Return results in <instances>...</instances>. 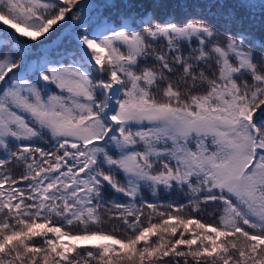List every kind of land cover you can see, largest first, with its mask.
<instances>
[{"label":"snow or ice","instance_id":"1","mask_svg":"<svg viewBox=\"0 0 264 264\" xmlns=\"http://www.w3.org/2000/svg\"><path fill=\"white\" fill-rule=\"evenodd\" d=\"M117 7L0 0V264H264V0Z\"/></svg>","mask_w":264,"mask_h":264},{"label":"trees","instance_id":"2","mask_svg":"<svg viewBox=\"0 0 264 264\" xmlns=\"http://www.w3.org/2000/svg\"><path fill=\"white\" fill-rule=\"evenodd\" d=\"M116 4H117V9L113 10V9H105V15H108L109 13H113L115 12H119V11H125V12H137L140 14H143L144 11H155L156 14L158 16H160L162 19L167 17L168 15H175L176 18V22L179 24L181 22H183L186 17L188 15H197L198 14V10L196 8L197 5L201 6V8L209 3H213L215 2L216 4L221 3V0H115ZM223 4H224V8L221 9V11H227L228 8L231 7H235L236 4L238 3V0H222ZM257 3H259V0H256ZM159 3L161 5V7L159 8H154L153 6L155 4ZM126 4H131L133 5L132 8H126L125 5ZM188 5L187 8H181L180 5ZM143 6V7H141ZM213 11H217V9H213ZM243 11V10H241ZM257 11V23L256 25H254L250 31L253 32V34L257 37V38H264V26H262L259 23L260 20V10L259 8L256 10ZM112 19L115 20L116 16L113 15ZM117 23H119V21H117ZM164 41H161V44H163ZM154 47L157 48V50H159L160 45H154ZM257 52V55H259L261 49L256 48L255 49ZM121 51L124 52L125 55H127V50L126 48H121ZM148 65L149 66H153V62L151 59H149L148 61ZM141 67H144L143 64H141ZM53 91H55V89L53 88ZM135 130V129H134ZM138 150H142V148L140 146H137ZM15 174H19L18 172H16ZM83 175V174H81ZM123 174H121L120 176H118V179L123 180ZM142 195L146 200L152 201L154 199H158L160 201H175L178 204L179 203H186V196L178 191H173L170 195L166 192V191H160L158 194H156V196H153V193L150 189H143L142 190ZM105 198L106 199H112L113 198V194L112 191L109 190L105 193ZM117 198L120 200V202H126L127 198L123 197L122 194H117ZM160 212H166V209L164 207H161L159 209ZM209 212H211V208L208 209ZM172 215H180L183 218L187 219L190 218L189 214L185 211V212H178L176 210H172L171 212ZM146 217H151V220L149 221L146 218H142L144 219V226H149V223H156V224H161L162 221L160 218H158L156 216L155 213L152 212H146ZM168 215L165 214V216L163 217V219H167ZM197 219H200L202 223H208L211 222V218L207 215L203 216V217H196ZM173 224H175V222L173 221ZM191 227V226H190ZM66 231H69L70 229L65 228ZM183 231V228L181 226L177 227V233H176V237H173L172 234L169 233H164L162 231L157 232L155 235H152L149 239V241L147 242L150 245L155 246L156 244H160V243H167V242H171L174 241L175 238L179 237L180 232ZM73 235H75V231L72 230ZM185 237L190 238V233L185 232L184 233ZM50 238H51V234H50ZM120 238V237H118ZM33 239H38V238H33ZM66 243H71V244H76L78 247L76 250H74L73 252H70L69 255L70 256H77V259L79 261V264H84V261L82 259L83 256H85L86 254L81 252L80 249L83 246L86 245H90L92 243H96L95 240L90 241V242H86V241H82V240H69V237H63L62 238ZM145 242H141L140 244L137 245V247H142L144 246ZM37 247H47L46 245H42V244H38L36 245ZM179 250L181 251H186V247L185 246H178ZM42 255L40 254V256L37 257L38 261H40V264H42ZM183 257L179 258L180 260V264H183ZM189 260H192V258L189 256L188 257ZM165 260H167V258H165ZM90 264H94V262H90Z\"/></svg>","mask_w":264,"mask_h":264}]
</instances>
